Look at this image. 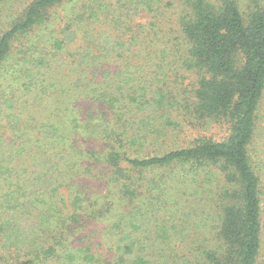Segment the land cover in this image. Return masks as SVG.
I'll list each match as a JSON object with an SVG mask.
<instances>
[{
    "label": "trees",
    "instance_id": "16d2710c",
    "mask_svg": "<svg viewBox=\"0 0 264 264\" xmlns=\"http://www.w3.org/2000/svg\"><path fill=\"white\" fill-rule=\"evenodd\" d=\"M70 1L0 0V264H153L135 236L147 220L141 204L187 185L215 203L214 243L188 249L171 264H261L264 0H181L183 64L196 72L187 117L197 127L223 126V137L202 135L154 152L144 147L165 135L162 126L154 129L155 114L169 118L160 89L147 95V86L133 80L136 88L121 87L116 95L79 76L75 82L88 105L81 107L62 85L54 98L44 86L42 98L25 80L33 72L29 63L45 60L33 57L26 36L47 23L50 8ZM156 5L86 0L84 13L76 7L61 21V37L53 38L48 54L67 56L77 46L78 65L91 78H107L101 65L107 57L124 77H134L133 69L140 79L158 77L162 65L153 55L167 49L158 44L165 38L164 12ZM101 18L128 38L105 31L94 34L91 46L92 23ZM137 52L142 59L129 71L128 59ZM21 104L41 117L22 118ZM87 131L94 137L90 147L89 139L78 140Z\"/></svg>",
    "mask_w": 264,
    "mask_h": 264
},
{
    "label": "rangeland",
    "instance_id": "374dc122",
    "mask_svg": "<svg viewBox=\"0 0 264 264\" xmlns=\"http://www.w3.org/2000/svg\"><path fill=\"white\" fill-rule=\"evenodd\" d=\"M85 1L71 0L62 6L50 8L47 23L45 22L44 25L35 27L26 36V38L31 39L30 43L34 50L32 49L30 53L34 51L33 57L45 59L44 63L39 62V65H35V67L29 63L33 72L26 76L25 80L31 81L34 94L39 92L43 98V87L45 86L48 89L49 96L51 95L52 98L57 95L61 96L62 85L63 89L67 90L68 96L72 101L77 102V105L81 107H88L87 103L80 96L79 83L75 82L79 76L83 79L84 83L90 86H98L100 89L108 87L116 95H119L121 87L124 89L125 87L136 88V84L138 86L143 85L148 88L147 95H152L159 89L163 91L170 105L167 108L169 110L167 112L169 118H161L162 111H157L155 114L156 122L154 129L155 127L162 126L165 135L155 146H145L144 148L147 152H154L157 149L164 151L170 148L185 146L192 138L202 135L215 138L223 137V126L209 125L205 128L197 127V124L192 125L187 117L189 113L187 104L191 103L194 94L196 72L184 67L183 64L186 53L185 43L179 27V18L183 8L181 0H157V9L160 6L164 12L163 17L159 20V24L163 28L165 37L163 42L158 44L160 49L164 48L163 46L167 49L161 56L153 55V60H155L153 62H158L162 65L161 74L158 77L155 76L153 79L147 77L140 79V76H143L141 72L133 69L135 73L134 77H124L116 72L118 67L117 62L111 60L110 65L107 64L110 61V58L107 57L104 61L101 59V65H105L107 70H109V74L105 80H102L101 76L91 78V75H88V69L78 65L77 46H70L75 48V50H68L66 52L67 56L65 53L61 55V50L52 56L48 54L53 38L61 35V21L76 7H81L84 13L85 7L83 5ZM112 1L116 2V0ZM1 23L3 24L4 22ZM90 30L89 39L91 40V46L97 44L95 35L105 31L121 39H127L129 36V34L119 33L104 18L94 21ZM17 43L14 44L11 51V55L14 58L19 55L18 49L21 47L20 42L17 41ZM94 50L93 47V52ZM61 56L68 58L67 63H61ZM139 59H142V55L139 52L130 55L128 59L130 62L129 71L136 67ZM20 78H23L22 73L20 74ZM123 78L132 80L127 81L129 84L125 85L122 83ZM48 79H51L55 85L50 84V80ZM133 80L137 83L131 84L130 82ZM20 89L21 87L17 90ZM54 100L56 101L57 98ZM25 105H19L22 109L20 113L22 118L30 117L28 114L32 115L35 119L41 117L40 114L31 112L32 107L26 113V110H23L26 107ZM165 116L167 117V114ZM109 119L113 121V118ZM89 135L91 134L88 131L85 132L82 137L78 138L79 142L81 139H89V147L93 146L94 137ZM160 175L163 174L160 172ZM141 208L146 213L147 220L140 222L141 226L135 232V236L139 238L141 245L149 253L148 257L153 264H171L172 261L177 262L176 255L184 254L188 249L199 245L211 246L214 243V232L212 229L214 224L217 223L215 203L208 193L197 194L194 186L187 185L181 186L176 190L169 189L158 200L157 198H153L152 202L142 203ZM259 261L261 264H264V248Z\"/></svg>",
    "mask_w": 264,
    "mask_h": 264
}]
</instances>
